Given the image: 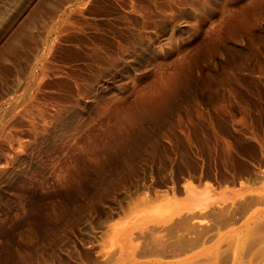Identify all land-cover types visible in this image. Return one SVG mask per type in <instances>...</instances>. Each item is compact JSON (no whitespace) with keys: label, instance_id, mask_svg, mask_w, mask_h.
<instances>
[{"label":"rangeland","instance_id":"1","mask_svg":"<svg viewBox=\"0 0 264 264\" xmlns=\"http://www.w3.org/2000/svg\"><path fill=\"white\" fill-rule=\"evenodd\" d=\"M0 264H264V0H0Z\"/></svg>","mask_w":264,"mask_h":264}]
</instances>
